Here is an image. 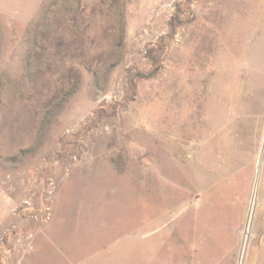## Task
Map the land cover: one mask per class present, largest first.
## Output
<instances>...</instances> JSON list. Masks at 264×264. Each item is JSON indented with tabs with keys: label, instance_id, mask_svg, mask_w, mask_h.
Instances as JSON below:
<instances>
[{
	"label": "rangeland",
	"instance_id": "1",
	"mask_svg": "<svg viewBox=\"0 0 264 264\" xmlns=\"http://www.w3.org/2000/svg\"><path fill=\"white\" fill-rule=\"evenodd\" d=\"M263 141L264 0H0V264H264Z\"/></svg>",
	"mask_w": 264,
	"mask_h": 264
},
{
	"label": "bare ground",
	"instance_id": "2",
	"mask_svg": "<svg viewBox=\"0 0 264 264\" xmlns=\"http://www.w3.org/2000/svg\"><path fill=\"white\" fill-rule=\"evenodd\" d=\"M165 121V120H164ZM169 122V121H168ZM193 122V121H192ZM161 130H160V134H159V145H160V153H161V162H160V169H161V178L163 185L165 184L166 180L168 179L167 176V165L169 163H174V157L175 156V151L173 149H171V145L173 144V140L171 137L172 131L169 129V127L167 126L166 123L163 122V125H161ZM183 129V128H182ZM185 131V130H184ZM175 146V145H174ZM183 152V151H182ZM182 154V153H181ZM178 161V160H177ZM176 162V161H175ZM260 166V162H258V167ZM173 171V170H172ZM259 172V171H258ZM172 173V172H171ZM161 182V183H162ZM169 182V181H168ZM172 182H176L173 178H172ZM162 186V185H161ZM164 187V186H163ZM162 187V188H163ZM171 187V186H170ZM256 189H257V184L255 185L254 188V195L256 193ZM165 190V189H164ZM172 190V189H170ZM161 191V190H160ZM166 191V190H165ZM164 191V194H166V192ZM163 193V192H162ZM171 194V193H170ZM173 195V194H172ZM166 201V200H165ZM170 200H167V202H169ZM168 204V203H167ZM170 207L169 212L165 213V219L168 220V224L169 225H173L175 223V214H174V208L175 206L173 205V199L170 201ZM166 206V203H165ZM165 210V209H164ZM149 222L145 223V229L149 228ZM170 227V226H169Z\"/></svg>",
	"mask_w": 264,
	"mask_h": 264
},
{
	"label": "water",
	"instance_id": "3",
	"mask_svg": "<svg viewBox=\"0 0 264 264\" xmlns=\"http://www.w3.org/2000/svg\"><path fill=\"white\" fill-rule=\"evenodd\" d=\"M263 149H264V141H263V144H262V147H261V154L263 152Z\"/></svg>",
	"mask_w": 264,
	"mask_h": 264
},
{
	"label": "built area",
	"instance_id": "4",
	"mask_svg": "<svg viewBox=\"0 0 264 264\" xmlns=\"http://www.w3.org/2000/svg\"><path fill=\"white\" fill-rule=\"evenodd\" d=\"M247 234H248V232L246 231V232H245V235H247Z\"/></svg>",
	"mask_w": 264,
	"mask_h": 264
}]
</instances>
